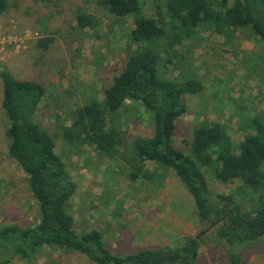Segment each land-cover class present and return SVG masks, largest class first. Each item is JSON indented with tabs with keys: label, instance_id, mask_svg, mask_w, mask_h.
I'll use <instances>...</instances> for the list:
<instances>
[{
	"label": "rangeland",
	"instance_id": "obj_1",
	"mask_svg": "<svg viewBox=\"0 0 264 264\" xmlns=\"http://www.w3.org/2000/svg\"><path fill=\"white\" fill-rule=\"evenodd\" d=\"M146 16H164L163 0H141ZM232 2V0H230ZM81 10L96 18L95 29L80 30L76 13ZM131 17L115 18L97 5V0H11L0 15V70L15 79L33 80L45 88V95L33 121L55 141V152L65 163L76 184L67 204L77 234L92 229L102 233L113 254L123 256L143 249H175L189 239H202L192 264H228L227 257L240 254L241 264H264V237L250 245L231 249L215 233L202 234L193 200L171 170L147 162L151 180L130 179L132 142L152 134L151 114L139 102L127 100L112 116L122 131L123 142L111 158L98 155L86 145H70L59 132L68 126L74 112L92 98L103 100V91L118 75L130 52ZM50 38L47 52L37 46ZM134 47H132L133 49ZM162 61L160 77L180 80L190 77L203 82V90L184 98L186 112L176 122L173 146L189 152L193 128L202 122L223 125L238 143L253 133L248 123L264 117V44L250 30L231 36L198 30ZM167 59L165 53L160 54ZM0 78V228L37 223L39 209L33 199L27 176L9 158L5 130L9 124L2 108ZM210 191L228 195L238 181L222 184L206 174ZM9 264H93L85 256L65 249L44 248L27 262L14 259Z\"/></svg>",
	"mask_w": 264,
	"mask_h": 264
},
{
	"label": "trees",
	"instance_id": "obj_2",
	"mask_svg": "<svg viewBox=\"0 0 264 264\" xmlns=\"http://www.w3.org/2000/svg\"><path fill=\"white\" fill-rule=\"evenodd\" d=\"M11 0H0V15ZM164 16L148 17L141 0H97V5L115 18L131 17L130 52L122 71L103 91V100L92 98L74 112L68 126H60L62 139L70 145H86L108 158L118 153L123 133L112 116L130 100L139 102L151 114L152 134L132 142V181L151 180L147 162L171 170L191 196L202 234L215 228L217 236L231 249L250 245L264 237V117L250 120L246 134L235 143L223 125L202 122L192 130L188 154L173 146L177 120L186 112L184 98L199 94L203 82L190 77L169 80L159 76L162 61L171 64L173 51L198 30L231 36L250 30L264 44V0H163ZM80 30L95 29L96 18L76 13ZM52 39L37 42L47 52ZM132 47H134L132 49ZM165 53L167 59L161 57ZM2 108L8 119L5 136L8 156L27 176L29 191L39 209L33 226L9 224L0 228V264L14 259L31 262L44 248L65 249L85 256L93 264H192L202 239H189L171 249H143L119 256L106 246L102 233L92 229L77 234L67 204L76 184L65 163L55 152L53 137L33 117L45 95V88L33 80H17L1 67ZM222 183L238 181L230 194L213 197L206 174ZM228 264H241L240 254L227 257Z\"/></svg>",
	"mask_w": 264,
	"mask_h": 264
}]
</instances>
